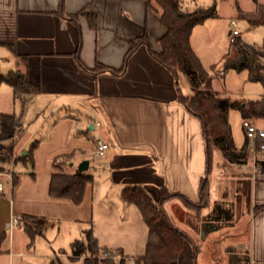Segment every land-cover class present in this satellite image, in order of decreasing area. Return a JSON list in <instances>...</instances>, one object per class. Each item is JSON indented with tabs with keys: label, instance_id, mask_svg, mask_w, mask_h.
Instances as JSON below:
<instances>
[{
	"label": "crops",
	"instance_id": "1",
	"mask_svg": "<svg viewBox=\"0 0 264 264\" xmlns=\"http://www.w3.org/2000/svg\"><path fill=\"white\" fill-rule=\"evenodd\" d=\"M145 31L159 51L167 26L147 0H64L63 5L61 0H0V72H25L39 89L27 105L37 102L47 111L38 124L23 119L16 146L25 155L35 145L34 166L18 161L14 186L0 192V242L6 240L9 255L8 262L2 260L6 255L0 250V264L30 255L34 234L27 216L37 219L32 227L40 234L45 225L63 230L72 247L75 231L93 227L98 183L105 185L106 199L120 200L134 212L135 205L122 199L127 186H144L156 201L165 187L200 204L203 178L210 183V200L200 210L178 198L163 204L170 221L192 240L172 264H264V211L255 212L264 206V153L251 148L242 123L238 131L244 137L237 143L231 125L236 147L248 153L246 163H230L215 150L207 171L202 123L180 100L195 92L188 78L176 77L146 46L125 66L129 41ZM193 36L194 30L191 45L198 56ZM98 63L116 72H95ZM11 90L8 102L22 105ZM98 140L108 144L102 156H95ZM63 155H70V162L56 168L54 160ZM85 160L92 181L82 203L51 197L53 174L81 173ZM114 247L127 257L142 255Z\"/></svg>",
	"mask_w": 264,
	"mask_h": 264
},
{
	"label": "trees",
	"instance_id": "2",
	"mask_svg": "<svg viewBox=\"0 0 264 264\" xmlns=\"http://www.w3.org/2000/svg\"><path fill=\"white\" fill-rule=\"evenodd\" d=\"M63 3L64 0H61L62 5ZM147 5L160 15L161 20L167 26V32L159 41V51L152 49L147 31L129 41L125 66L139 47L146 46L151 55L176 77L182 74L188 78L195 92L191 96L181 95L180 100L187 110L198 117L202 123L208 172L212 169L215 150H218L230 163H246L248 153L246 149L239 150L236 147L229 121L230 112L236 109L240 111L243 119L249 118L257 122H264V96L256 100L245 101L216 95L212 90V77L204 69L191 45V36L195 27L202 25L210 18L218 17L216 4L208 8L198 7L191 11L183 8L182 0H147ZM242 16L253 26H264V4H258L254 12L242 13ZM93 18L90 16V20ZM91 23L94 27V22ZM235 44L237 46L236 54L226 59L224 71L247 70L249 81L258 82L264 86V39L260 46L244 43L241 40L236 41ZM93 70L95 72H116L99 63ZM2 84L12 87L14 99L21 101L23 107L20 115L0 114V161L8 163L10 161L8 148L11 143L15 145L20 139L23 129V114L30 97L38 93L39 89L33 86L28 75L20 70L0 72V85ZM261 142L264 143V138L259 140V143ZM34 148L35 145H32L27 154L18 157L23 164L34 166ZM70 160V155L59 156L54 160V166L61 168ZM4 171L5 166H0V172ZM91 181L92 176L85 172L54 173L50 185V195L54 198L69 199L79 205L83 201L85 187ZM200 192L201 203L196 204L184 194L171 193L165 187L162 188L158 201L144 186H127L123 189L122 199L134 204L139 209L148 227L145 253L136 257L135 264H172L179 259L185 244L191 243L192 240L170 221L163 209V204L178 198L187 207L200 210L210 200V183L207 178L202 179ZM262 211H264V206L257 207L255 210L256 213ZM24 218L30 220L34 227L37 221L35 217ZM32 226L28 227L31 235L34 234ZM104 253H109V257L102 258ZM72 254L74 259H82L84 264H132L131 257H127L122 249H102L92 229L87 230L85 241L77 240L72 244ZM116 257H122V259L118 261L115 259Z\"/></svg>",
	"mask_w": 264,
	"mask_h": 264
},
{
	"label": "rangeland",
	"instance_id": "3",
	"mask_svg": "<svg viewBox=\"0 0 264 264\" xmlns=\"http://www.w3.org/2000/svg\"><path fill=\"white\" fill-rule=\"evenodd\" d=\"M182 4L183 8L189 11L198 7L208 8L214 4L217 6L218 17L210 18L202 25L197 26L194 29L193 36L194 48L203 62L204 69L212 77V90L214 93L232 100L249 101L261 98L264 93V86L261 83L249 81L247 70L225 72L224 64L226 59L234 56L237 51L236 44L229 41V32L233 29V26L230 25L231 21L237 22L235 28L240 34L237 41L241 40L252 45H262L264 27L251 25L242 16V13L253 12L258 4H264V0H182ZM181 84L185 85V80H182ZM9 88L11 87L8 84L0 86V112L3 110L5 113L15 114L16 112L20 115L22 105L18 101L8 102L7 100L6 92ZM78 108L82 110L80 106ZM46 113L44 106L36 102L30 106L27 105L23 119H30V124H38ZM229 121L235 132V140L238 143L244 137V133L241 132L240 134L238 131V125L243 122L240 111L232 110ZM253 121L256 123V120L253 119ZM33 127L34 125L31 126V128ZM18 150L19 147L11 143L8 148L10 161L8 163L0 161V166L8 167ZM18 161H20L19 158L15 160V164ZM19 167V164L14 166L15 170H19ZM1 182L5 189L9 186L6 178L1 179ZM97 191L95 221L90 229L93 230L99 246L102 249L106 247L116 249L114 246L123 245L126 253L132 255L144 254L148 228L142 220L138 208L132 205V209H134L132 211L134 212H131L123 208L122 205L124 204L120 200L106 199V187L103 183L97 184ZM109 194L112 197L114 196L113 191H109ZM3 196H8V194H3ZM40 229L42 230L41 234L34 231L33 241L29 244L28 253L30 255L23 258L14 257L11 264H84L82 259L73 258L69 237L63 230L59 231L58 227L52 229L46 225L43 228L40 227ZM86 230L84 228V232L82 230L79 233L75 231L73 234L77 236V240L85 241ZM0 250L1 253L6 255L2 256V260L8 262L9 255L5 254L8 253L6 240L0 242Z\"/></svg>",
	"mask_w": 264,
	"mask_h": 264
},
{
	"label": "built area",
	"instance_id": "4",
	"mask_svg": "<svg viewBox=\"0 0 264 264\" xmlns=\"http://www.w3.org/2000/svg\"><path fill=\"white\" fill-rule=\"evenodd\" d=\"M231 25L233 26V29L229 35V41L235 44L240 34L238 30L235 28L237 26V22L231 21ZM242 126L245 130L247 139L251 143V148L255 151V153H264V143L263 142L259 143V140L264 138V127L259 126L257 123L253 121V119H249V118L243 119ZM107 149H108V144H106L102 140H98L95 156L104 155ZM21 155H22V152L18 151L12 158V162L9 165V169L4 172H0V177L6 178L11 187L14 186L15 160ZM3 191H4V187L0 180V192H3ZM17 223H18V219L16 218L13 219L12 224L15 225ZM108 257H109V253H104L102 256V258H108ZM115 259L120 261L122 257H116ZM130 261L132 264H135L136 257L130 258Z\"/></svg>",
	"mask_w": 264,
	"mask_h": 264
},
{
	"label": "water",
	"instance_id": "5",
	"mask_svg": "<svg viewBox=\"0 0 264 264\" xmlns=\"http://www.w3.org/2000/svg\"><path fill=\"white\" fill-rule=\"evenodd\" d=\"M88 168H89V161L85 160L79 165V172L82 173V172L88 170Z\"/></svg>",
	"mask_w": 264,
	"mask_h": 264
}]
</instances>
